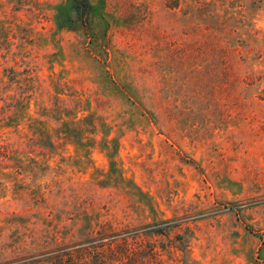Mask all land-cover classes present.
Wrapping results in <instances>:
<instances>
[{
  "label": "rangeland",
  "instance_id": "374dc122",
  "mask_svg": "<svg viewBox=\"0 0 264 264\" xmlns=\"http://www.w3.org/2000/svg\"><path fill=\"white\" fill-rule=\"evenodd\" d=\"M87 1L0 0V264H264V0Z\"/></svg>",
  "mask_w": 264,
  "mask_h": 264
},
{
  "label": "trees",
  "instance_id": "16d2710c",
  "mask_svg": "<svg viewBox=\"0 0 264 264\" xmlns=\"http://www.w3.org/2000/svg\"><path fill=\"white\" fill-rule=\"evenodd\" d=\"M84 6L87 5V0H82ZM200 4V2H196V5ZM200 8L196 9L200 13ZM213 19L214 26H210V21ZM227 20L223 21L219 24L214 21V17L208 18V23L210 26V31L213 34V31L216 28H220L222 31V35H224V61L227 65H233L238 61V55L241 54V50L239 46L233 45L230 42L231 35L235 32L234 27H230L228 25ZM212 23V21H211ZM242 56H239L241 59ZM229 75V73H228ZM5 147L2 146V157H5ZM166 225V224H165ZM157 224L153 226L144 227L152 229L150 232H145L144 228L137 230L135 232L126 233L121 231L119 233L110 234V230L102 229V231L97 232V236L91 238L86 243L85 247L77 249L76 251H67L63 255L54 256L50 260L51 264H126V259H128L127 254L129 253L128 246V238H133V241H137L139 238L142 239L147 237L149 234H164L166 233V229L170 227L169 225L164 226L163 229H157ZM145 230V231H144ZM130 236V237H127ZM154 249V248H153ZM152 249V251H153ZM137 254V253H134ZM138 254H142L141 252ZM152 256L153 253L151 254ZM45 264V261H43Z\"/></svg>",
  "mask_w": 264,
  "mask_h": 264
}]
</instances>
